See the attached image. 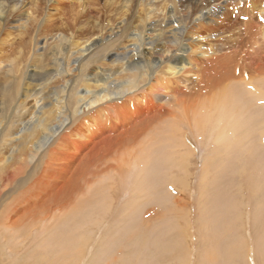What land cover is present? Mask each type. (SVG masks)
<instances>
[{
  "label": "bare ground",
  "instance_id": "6f19581e",
  "mask_svg": "<svg viewBox=\"0 0 264 264\" xmlns=\"http://www.w3.org/2000/svg\"><path fill=\"white\" fill-rule=\"evenodd\" d=\"M26 1L0 0V32L4 26L7 28L8 25L21 22ZM194 1L198 3V0ZM207 1L209 0H205L200 7L196 5L198 16L194 17L193 22L209 25V22L217 18L219 11L214 7L210 8ZM48 2H53V5L57 3L55 0ZM53 5L48 4L49 7ZM75 6L79 7L80 17L85 15L89 18L91 14L85 10L87 7L84 3H76ZM174 7L170 10L173 17L176 11ZM250 7L255 8L256 4ZM184 9L190 10V7L185 6ZM149 11L152 12V7ZM259 14L260 18L264 17V7ZM161 20L162 23L154 22L156 26L142 22L137 27L130 28L131 23H127L120 29V34L111 29L110 32L117 35V40L105 42L96 39L85 42L76 53L77 57L73 58L81 69L83 84H80V89L77 87L78 83H73L71 78L58 90L50 94L44 93L46 88H43L44 78L40 71L47 59L46 52L41 53L42 55L33 54V58L19 52L0 63V102L3 104L0 110V253L8 248L16 253L28 252L21 259L15 257L12 264H76L73 258L76 245L73 229L76 230L74 225L78 220L76 215H90L94 205L102 206L101 193H104V188L106 192H111L117 179L123 180L124 176L136 175L138 188L142 179L136 173L145 174L150 167L151 155L148 150L155 148L160 139L163 138V142L169 138L170 150L166 152L168 156L158 157L157 160L164 159L179 174L185 173L190 153L185 151L187 144L184 138H173L178 133L182 136L185 127H190L194 137L206 141L210 146L211 158L208 163L216 161V150L223 148L233 151L238 143L246 144L252 133V125L259 122V119L249 115L250 111L246 107L250 108L251 104L246 101L248 99L244 93L240 92L239 84H247L253 74L261 78L255 82L256 85L263 84L264 57H256V54L261 55V50H253L254 44L251 45L253 56L261 60V63L253 64L254 69L246 62L249 55L246 52L243 59H237L238 55L230 56L228 53L212 60L215 54L212 50L208 51L206 63L200 70L203 74L199 76V83L195 80L198 85L191 88L195 91L192 96L178 85L171 86V89L168 84L170 81L172 84H179V79L184 74L197 69L196 61L189 57V53L194 46L201 49L204 38L192 34V30L191 38L182 40L185 33L182 20L175 21L181 27L168 30L171 33L166 36V30H163L166 19ZM33 21L36 22L35 18ZM24 25L21 22L18 30L24 28ZM79 26L83 27L81 31L78 30L79 34L85 35L87 23H80ZM253 28L247 26L250 35L256 32L263 39L264 26L255 24ZM100 30L102 33L108 29L105 26ZM129 31L130 37L127 36ZM123 36L130 39L133 50L129 52L124 48L125 52L112 54V61L120 64L112 66L114 72L107 71L100 61L107 54L116 52L114 49ZM61 40L62 43L59 44H63V47L60 48L59 45L53 51L57 55H67V41ZM197 51L195 53H200L201 57L206 55ZM97 52L100 54L98 57ZM86 57V64H81ZM28 63L31 71L27 76L25 65ZM98 63L100 66L96 68ZM96 69L99 71L95 72ZM239 69L240 74L237 72ZM34 94H38V98L34 99L33 111L27 118L25 103ZM20 97L22 102H19ZM125 126L131 127L125 132H118ZM228 153L230 152L226 154ZM152 173L149 175L154 181L152 185L155 190L150 191L154 197L159 193L160 185L155 181L158 179L155 171ZM103 174L110 182L108 185L106 180V185H102L101 180L97 181ZM150 176L147 174L144 186L146 182L149 186ZM183 180L177 182L184 185ZM144 188L141 187L140 190ZM85 190L88 192L83 195ZM178 192L176 194L179 196L173 198L176 206L183 204L185 200L182 189ZM126 211L130 212L128 207ZM84 241L88 242L85 238ZM80 257L79 260L84 261V256ZM88 260L90 259L83 264H88Z\"/></svg>",
  "mask_w": 264,
  "mask_h": 264
},
{
  "label": "rangeland",
  "instance_id": "374dc122",
  "mask_svg": "<svg viewBox=\"0 0 264 264\" xmlns=\"http://www.w3.org/2000/svg\"><path fill=\"white\" fill-rule=\"evenodd\" d=\"M55 1L61 5L58 6L57 3L53 5V2L49 3L48 0H27L25 13L21 17V22L25 24L24 28L18 30L21 23L19 22L8 25L7 28L2 27L0 32V63L4 62L6 57L16 55L19 52L32 58L34 57L33 54L42 55L41 53L46 52L47 59L43 70L40 71L44 78L43 88H46L44 93L50 94L58 90L71 78L73 83H78L77 87L80 89L79 86L83 84V80L80 76L79 65L74 63L75 59L73 58L77 57L76 53L82 49L85 42L89 43L91 40L102 39L105 42L117 40V35L114 36L110 32L111 29L120 34V29H123L127 23H131L130 28H132L133 26L137 27L142 22L155 25L154 22L161 21L160 23H162L161 19H166L163 22L164 29H162L166 30L165 35L167 36L171 33L169 32L170 29L175 30L181 27L175 21L182 20V26L185 29L182 40L191 38L192 30V34L203 36L204 42L201 43L203 47L199 49V47L194 46L192 52L189 53V57L195 59L197 69H192V72L184 74L183 78L179 79V84H172V81L168 84L170 88L171 86H179L181 89L190 92L192 96L195 95V91L191 88L199 83V76L203 74V71L200 70L206 63L208 51L212 50L215 54L212 56V60L226 56L228 53L230 56L238 55L237 59H243V54L246 52L247 55L249 54L246 62L251 64L253 69L254 63H261V60L256 57H264V37L260 39L256 32L250 35L247 29V26L253 28L255 24L264 26V17L260 18L259 16V11L264 7V0H209L207 1L209 7H214L217 12L219 11L217 15L219 18L214 16L215 20L211 21L212 24L209 22L210 20L207 21L210 23L209 25L193 22L194 17L198 16L196 15V5L200 7L205 0H198V3L194 0ZM76 3L86 5L85 10L91 14L89 15L90 19L85 15V17H80L78 14L79 7L75 6ZM48 4L55 7H49ZM255 4V8L250 7ZM185 6H189L190 10L184 9ZM151 7L152 12L149 11ZM173 7L176 10L174 12L175 17L170 12ZM247 16L249 17L247 18ZM33 18L36 22L33 21ZM87 18L89 19L88 22ZM80 23H87L85 35L78 32L83 28L79 26ZM105 26L108 30L101 33L100 28ZM129 35L130 31L127 32L128 37H130ZM110 36L112 37L110 38ZM127 36L121 37L122 40L114 49L116 52L107 54L101 59L100 62L105 65V70L114 72L112 66L120 64L112 61V54L125 52V49L129 52L133 50L130 47L132 42ZM61 39L67 41V55H57L53 51L59 47V43H62ZM252 44H254L253 50L255 48L261 50V55L253 56ZM61 47L63 44L60 45ZM190 47L192 46L190 45ZM196 51L198 53L199 51L204 52L206 55L201 57L199 56L200 53H195ZM98 56H100L99 53ZM86 60L87 57L82 60L81 64L83 62L86 64ZM29 63L25 65L28 70L27 76L31 71L29 70ZM99 66L100 63L96 65V68ZM97 71L99 70L96 69L95 72ZM85 73L87 77L88 74ZM238 73L240 74V72ZM236 75L238 74L236 73ZM259 79L261 78L253 74L248 79L247 84L244 82L239 84L240 92L244 93L245 98L248 99L246 101L251 104L250 108L246 107L250 111L249 115L257 116L259 119V122L252 125V133L246 144L244 142L245 145L238 143L233 151L223 148L216 150V161L209 162L215 164L209 165L210 146L206 144V141L194 137L190 127H185L182 136H180L181 133H178L173 138H184L187 144L185 151L190 153L186 168L184 167L185 173L180 171L179 174L177 173L178 170L171 164H167L164 159L157 160L158 157L168 156L166 152L170 150L169 138L163 142H161L163 138L160 139L155 148L148 150L149 155H151L150 167L146 169L145 174L136 173L142 179L138 188L135 182L136 175L124 176L123 180L117 179L115 181L116 184L113 185L115 188L111 192H106L107 190L104 188V193H101L102 206L94 205L90 212L94 213L93 215L90 214L92 216L75 214L78 219L75 221L77 224L74 225L76 230L73 229L76 234V245L73 250V258L76 264H83L87 259H90L88 264H150V262L151 264H264V82L256 85L255 82ZM35 98H38V94H34L26 100L27 118L33 111ZM22 101L23 99L20 97L19 102ZM2 106L3 104L0 102V110ZM129 127L131 126L122 127L118 132H125ZM155 136L158 137L157 134ZM139 141L142 143L141 139ZM244 148L246 149L245 152L243 151ZM132 149L134 152L135 144ZM228 151L230 153L226 154ZM153 170L158 177L155 181H158L160 191L162 190V192L158 190L160 196L157 193L154 197L151 194L154 189L152 185L154 181L151 180L150 176L153 174ZM147 174L150 176L149 186L147 182L144 186ZM102 176L96 179L97 181L101 180L102 185L103 183L106 185L105 180L107 181L108 178L104 174ZM182 179H184L182 181L184 185L177 182V180ZM108 183L110 182L107 181V185ZM141 187H145L149 191L145 188V190H140ZM155 188L158 187L155 186ZM179 189L184 192L185 200L183 204L176 206L173 198L176 199L179 196L176 194L179 193ZM87 192L88 190H85L82 193L84 195ZM164 194L165 196H163ZM157 196L158 198H156ZM87 198L89 199L90 196ZM127 207L130 214L126 211ZM76 212L77 210L74 211V213ZM84 238L88 242L84 241ZM84 242L88 245H85ZM27 253L26 251L16 253L8 248L4 253L1 251L0 260L2 264H12L15 257V259H21ZM82 255L84 261L79 260ZM95 258L98 260L94 261Z\"/></svg>",
  "mask_w": 264,
  "mask_h": 264
}]
</instances>
